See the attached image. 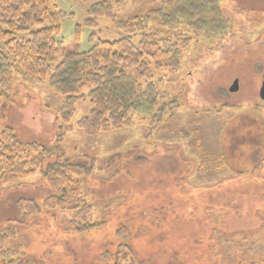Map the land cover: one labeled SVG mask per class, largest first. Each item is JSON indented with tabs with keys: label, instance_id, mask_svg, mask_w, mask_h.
Masks as SVG:
<instances>
[{
	"label": "rangeland",
	"instance_id": "obj_1",
	"mask_svg": "<svg viewBox=\"0 0 264 264\" xmlns=\"http://www.w3.org/2000/svg\"><path fill=\"white\" fill-rule=\"evenodd\" d=\"M99 1L113 5L115 19H129L161 0H56L65 51L123 35L105 16L84 25ZM207 2L197 20L183 21L179 66L155 75L162 104L130 113L118 129L89 135L77 127L87 97L62 124V99L48 79L11 68L0 130L48 146L62 133L63 158L87 167L77 178L99 225L77 233L68 207L18 217L19 199L41 206L56 194L41 171L45 160L29 177L0 182V232L13 231L0 244V264H264V0ZM150 18L148 28L159 22Z\"/></svg>",
	"mask_w": 264,
	"mask_h": 264
},
{
	"label": "trees",
	"instance_id": "obj_2",
	"mask_svg": "<svg viewBox=\"0 0 264 264\" xmlns=\"http://www.w3.org/2000/svg\"><path fill=\"white\" fill-rule=\"evenodd\" d=\"M209 4L207 0H161L156 9L141 16L115 19L110 2H95L86 12L84 25L95 27L97 19L105 16L123 35L98 40L85 51H65L59 37L64 13L56 0H0V96L9 89L13 67L28 78L48 79L62 99V124H69L75 104L87 97L91 107L77 127L89 135L118 129L129 121L130 113L162 104L165 91L155 75L161 69L179 66L180 44L186 41L183 35H188L182 32L183 21L197 20ZM153 16L159 22L148 28ZM62 135L54 146H48L19 140L10 127L1 129L0 182L29 177L49 159L41 171L56 194L41 206L31 199H19L18 217L26 220L44 208L68 207L73 216L71 226L83 233L99 225L91 221V205L77 178L87 167L63 158L57 145ZM12 236L10 229L1 231L0 244Z\"/></svg>",
	"mask_w": 264,
	"mask_h": 264
},
{
	"label": "water",
	"instance_id": "obj_3",
	"mask_svg": "<svg viewBox=\"0 0 264 264\" xmlns=\"http://www.w3.org/2000/svg\"><path fill=\"white\" fill-rule=\"evenodd\" d=\"M237 89H238V82H237V79H235L233 81L231 87L229 88V91L234 92V91H237ZM258 95H259L260 99L264 101V71L262 73V80H261V84L259 87Z\"/></svg>",
	"mask_w": 264,
	"mask_h": 264
}]
</instances>
